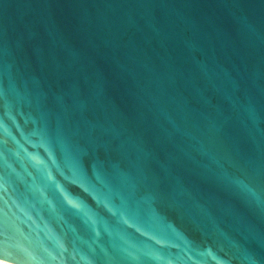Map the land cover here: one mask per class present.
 <instances>
[{"label":"water","instance_id":"water-1","mask_svg":"<svg viewBox=\"0 0 264 264\" xmlns=\"http://www.w3.org/2000/svg\"><path fill=\"white\" fill-rule=\"evenodd\" d=\"M0 262L264 264V0H0Z\"/></svg>","mask_w":264,"mask_h":264},{"label":"bare ground","instance_id":"bare-ground-1","mask_svg":"<svg viewBox=\"0 0 264 264\" xmlns=\"http://www.w3.org/2000/svg\"><path fill=\"white\" fill-rule=\"evenodd\" d=\"M0 264H9V263L0 262Z\"/></svg>","mask_w":264,"mask_h":264}]
</instances>
